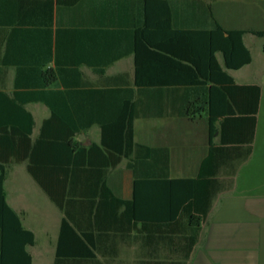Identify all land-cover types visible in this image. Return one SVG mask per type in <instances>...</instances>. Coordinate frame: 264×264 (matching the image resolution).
Returning a JSON list of instances; mask_svg holds the SVG:
<instances>
[{"label":"trees","instance_id":"obj_1","mask_svg":"<svg viewBox=\"0 0 264 264\" xmlns=\"http://www.w3.org/2000/svg\"><path fill=\"white\" fill-rule=\"evenodd\" d=\"M246 34L263 38L264 29H226L205 0H0V65L15 71L13 92H0V264H31L26 247L34 244L33 233L22 227L6 202L8 167L27 162V172L65 215L68 194L57 186L69 163L67 148L76 157L74 167L83 162L89 170L99 168L102 158L105 167L112 168L126 159L132 202L144 190H150L147 197L154 200L156 184L164 186L168 194L164 192L162 207L152 205L148 213L160 215L164 223L183 213L186 255L179 264H184L198 241L214 191L201 175L167 180L169 148L136 142L134 121L164 115L141 110V96L150 93L154 101L157 88L173 83L186 92L179 118L204 120L209 132H216L214 124H251L253 130L261 89L236 85L226 71L251 62ZM128 56L133 58L132 79L126 73L106 76L111 65ZM159 58L177 63V80L155 78ZM82 67L97 80H88ZM30 102H41L50 111L34 142V118L25 108ZM95 124L101 129L100 145L83 148L73 141L76 133ZM54 125L61 129L56 131ZM47 128L60 134L45 135ZM228 141L235 139L222 140ZM166 184L178 188L172 198Z\"/></svg>","mask_w":264,"mask_h":264},{"label":"crops","instance_id":"obj_2","mask_svg":"<svg viewBox=\"0 0 264 264\" xmlns=\"http://www.w3.org/2000/svg\"><path fill=\"white\" fill-rule=\"evenodd\" d=\"M123 8L128 7L125 5ZM216 59L226 70L221 54H217ZM251 62L238 70L226 71L236 85H257L261 89L255 83H239L234 77ZM119 64H124L126 70L109 72ZM81 70L88 80H97L88 68L82 67ZM86 70L91 76L86 74ZM133 71V58L128 56L111 65L106 76L126 73L132 79ZM179 74L175 61L159 58L156 62L157 80L175 81ZM14 78L13 68L0 65V92L11 94ZM171 84L157 88L154 101L150 93L141 96V110L164 115L136 119L134 140L169 148L167 180L198 179L201 175V180L214 191L198 241L187 254L184 264H264V180L258 176L257 169L258 143L264 135L263 124L258 121L261 96L253 130L251 124H214L216 132H209L204 120L178 117L177 114L183 110L182 98L186 92ZM204 91L202 88L200 93L204 94ZM1 105L0 100V110ZM25 108L34 118L31 134L34 142L40 137L41 123L50 111L41 102H30ZM137 121L146 124L139 129L135 124ZM151 121H154L153 125L148 124ZM222 125L225 127L223 130ZM54 129L57 131L61 126L54 125ZM46 134L59 135L60 132L51 133L47 128ZM228 138L235 141L222 142ZM249 138L250 143L245 141ZM101 140V129L97 124L73 137V141L83 148L100 145ZM66 150L69 163L66 171L59 175L57 186L68 194L65 197V215L27 172V162L12 163L6 172L3 185L6 202L20 217L22 227L34 235V244L26 247L31 264H179L186 255L184 238L187 229L183 213L178 212L167 223L162 217H157L160 215L152 217L148 213L152 205L159 209L162 207L168 190L163 191L164 186L156 184L154 200L147 197L150 190H144V195L132 202L133 179L126 168V159L112 168L105 167L107 165L102 158L99 168L89 170L83 162L74 167L76 157L69 154L70 148ZM99 153L103 157V152ZM202 163L205 169L201 168ZM18 168L26 175L22 173L20 183L15 185ZM158 174L156 170L154 175ZM166 185L172 198L178 188L176 184ZM42 195L50 202L49 208L39 204L44 197ZM36 203L39 207L32 209ZM63 221L65 226L62 227Z\"/></svg>","mask_w":264,"mask_h":264},{"label":"rangeland","instance_id":"obj_3","mask_svg":"<svg viewBox=\"0 0 264 264\" xmlns=\"http://www.w3.org/2000/svg\"><path fill=\"white\" fill-rule=\"evenodd\" d=\"M213 5V12L217 20L223 24L226 29L235 27L245 29H264V0H205ZM245 45L249 48L251 53L252 62L249 66L240 70L234 74V77L239 83H255L261 86V100L258 113L259 124H263L264 127V37H255L250 34L244 36ZM115 69L126 70L124 64H119L109 72H113ZM86 74L91 76V73L86 70ZM138 128L141 129L144 121H137ZM148 124L153 125L154 121ZM264 132V128L262 130ZM258 176L264 180V135L260 138L258 143ZM19 176H17L16 184L20 183L21 174L26 173L22 169H17ZM21 175V176H20ZM24 176V175H23ZM44 196V195H42ZM44 208H49L50 202L44 196L42 201L39 202ZM32 205L31 208H38ZM52 208V207H51ZM35 215V214H34ZM264 244H262V247Z\"/></svg>","mask_w":264,"mask_h":264}]
</instances>
